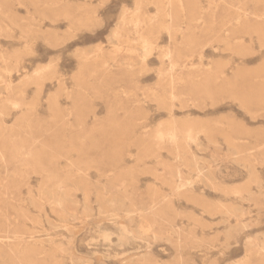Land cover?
I'll use <instances>...</instances> for the list:
<instances>
[{
	"label": "rangeland",
	"instance_id": "obj_1",
	"mask_svg": "<svg viewBox=\"0 0 264 264\" xmlns=\"http://www.w3.org/2000/svg\"><path fill=\"white\" fill-rule=\"evenodd\" d=\"M0 264H264V0H0Z\"/></svg>",
	"mask_w": 264,
	"mask_h": 264
},
{
	"label": "bare ground",
	"instance_id": "obj_2",
	"mask_svg": "<svg viewBox=\"0 0 264 264\" xmlns=\"http://www.w3.org/2000/svg\"><path fill=\"white\" fill-rule=\"evenodd\" d=\"M175 2H177V1H175ZM178 3H180L179 1H178ZM167 4L168 5H171L170 4V1H167ZM178 5V4H177ZM165 7L167 6V5H164ZM180 7H181V5H180ZM180 9V8H179ZM167 10V9H166ZM181 10V9H180ZM163 11H165V10H163ZM166 12V11H165ZM169 12V11H168ZM167 16H168V13H167ZM169 18V17H168ZM170 19V18H169ZM110 204H111V202H110ZM115 218V217H114Z\"/></svg>",
	"mask_w": 264,
	"mask_h": 264
}]
</instances>
